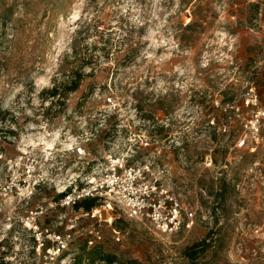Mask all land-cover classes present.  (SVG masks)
Instances as JSON below:
<instances>
[{"label": "rangeland", "instance_id": "rangeland-1", "mask_svg": "<svg viewBox=\"0 0 264 264\" xmlns=\"http://www.w3.org/2000/svg\"><path fill=\"white\" fill-rule=\"evenodd\" d=\"M30 154L44 181L0 199V264H264V0H0V182ZM110 155L151 164L192 228L58 205ZM41 205L60 250L26 227Z\"/></svg>", "mask_w": 264, "mask_h": 264}, {"label": "built area", "instance_id": "built-area-1", "mask_svg": "<svg viewBox=\"0 0 264 264\" xmlns=\"http://www.w3.org/2000/svg\"><path fill=\"white\" fill-rule=\"evenodd\" d=\"M106 101L108 105H115L112 96H107ZM71 149L78 157H86L80 143H75ZM23 157L9 162V176L0 182V199L14 195L29 197L44 181L38 158L30 154L23 162ZM63 193L58 201L62 207L73 206L84 198L99 197L107 207L120 205L128 217L147 220L154 230L166 236L190 229L195 222V212L184 207L169 187L153 178L151 164H129L124 157L116 155L108 156L91 174L75 180L74 185ZM48 209V206L41 205L30 210L26 227L34 232L39 248L48 239L55 241L60 250L70 234L56 235L49 228L40 230L38 220L47 214ZM53 252L54 248L48 249L46 257Z\"/></svg>", "mask_w": 264, "mask_h": 264}, {"label": "trees", "instance_id": "trees-1", "mask_svg": "<svg viewBox=\"0 0 264 264\" xmlns=\"http://www.w3.org/2000/svg\"><path fill=\"white\" fill-rule=\"evenodd\" d=\"M83 76H84V74H82L81 72H78V71L73 72V74H71V76H70L69 82L67 83V90L69 92L75 91L79 87V84H80L81 80L83 79ZM59 95H60V93H59V86L55 84L51 88L50 96L52 98H55V97H57ZM63 195H64V193L60 194L61 197ZM81 206L85 210L90 211L93 207L96 206V204H95V198H87V200L80 201L79 203H76V205H75V207H78V208L81 207ZM198 244H196V246ZM189 256H192V254H189ZM115 258L116 257L110 256V255L104 256V257H100V259L106 261L109 264L114 263L115 262Z\"/></svg>", "mask_w": 264, "mask_h": 264}]
</instances>
